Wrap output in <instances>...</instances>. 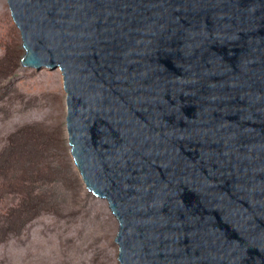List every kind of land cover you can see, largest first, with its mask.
<instances>
[{"label":"water","instance_id":"water-1","mask_svg":"<svg viewBox=\"0 0 264 264\" xmlns=\"http://www.w3.org/2000/svg\"><path fill=\"white\" fill-rule=\"evenodd\" d=\"M6 2L118 264H264V0Z\"/></svg>","mask_w":264,"mask_h":264},{"label":"rangeland","instance_id":"rangeland-1","mask_svg":"<svg viewBox=\"0 0 264 264\" xmlns=\"http://www.w3.org/2000/svg\"><path fill=\"white\" fill-rule=\"evenodd\" d=\"M0 0V264H118V229L70 154L59 70L25 72Z\"/></svg>","mask_w":264,"mask_h":264}]
</instances>
